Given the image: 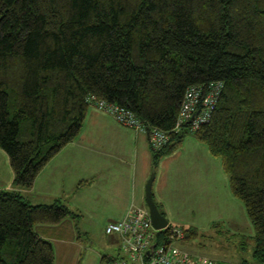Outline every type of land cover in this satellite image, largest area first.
Returning a JSON list of instances; mask_svg holds the SVG:
<instances>
[{
	"label": "trees",
	"instance_id": "1",
	"mask_svg": "<svg viewBox=\"0 0 264 264\" xmlns=\"http://www.w3.org/2000/svg\"><path fill=\"white\" fill-rule=\"evenodd\" d=\"M213 83L224 90L211 123L175 133L187 91ZM92 97L168 134L153 171L188 136L206 145L264 264V0H0V149L14 174L0 192V264H55L36 227L77 217L21 191L81 136ZM185 233L184 244L199 237Z\"/></svg>",
	"mask_w": 264,
	"mask_h": 264
},
{
	"label": "rangeland",
	"instance_id": "2",
	"mask_svg": "<svg viewBox=\"0 0 264 264\" xmlns=\"http://www.w3.org/2000/svg\"><path fill=\"white\" fill-rule=\"evenodd\" d=\"M91 113L100 112H97L93 107H90L87 119ZM107 117L112 120L111 117ZM85 127L86 125H84V128ZM90 134L91 128H88L83 145H87V140L90 137ZM186 139L192 138L187 137ZM193 147L194 146L190 144L186 151L177 157L170 156L163 158L160 163H158L157 170H155L156 178L153 185L154 199L162 206L169 225L173 228L187 229L189 225L193 224V220L196 219V217L201 222L202 226L206 228L210 225V221L217 216L239 215L236 207L231 205L229 200L227 201V199H225V195L227 197L228 193L230 194L231 188L229 178L225 171L223 172L224 169L221 170L218 175L219 181H217V183L214 182L212 179H216V177L214 176L213 171L217 165L213 163V168H211L212 164L203 157V152L202 155L201 153L194 154L196 160L189 161L187 155L193 152ZM146 151H148L147 148ZM149 161L150 156L148 158V164L145 165L143 158H141L135 168L137 174L143 175V173H145V192L146 185L153 174ZM194 166L197 168H194ZM53 172L54 170L49 175L47 174L41 182L39 187L41 188V191L50 189L51 184L56 182V179L51 180V177L54 174ZM128 173L129 170L127 167H119L117 175L120 176V179L122 178L126 182V175ZM87 174V172L83 173V170L82 173H80L79 170L78 173H68V175L71 176L68 177V183L70 185L72 184V181L70 182L71 178H76L75 182L77 183L79 180L78 178L81 175L86 176ZM224 177L227 179V190L224 188ZM199 180L201 182L196 183V181ZM13 181L14 174L10 166L9 158L0 150V192L11 190ZM205 185L208 186L207 190V187H204ZM7 188L8 190H6ZM102 191L103 188L95 184L91 190H89V195L94 196ZM72 196L73 194L65 192L62 197V203L66 206L70 204ZM205 198H207L208 201ZM159 199H162L164 203H160ZM210 199L215 203H212ZM27 200L34 206L48 203L50 205V203L54 204L53 202L55 201L54 198L48 199L47 197L39 196L36 193L27 195ZM75 201L77 200L75 199ZM82 206L90 208L92 205L86 206L83 204ZM67 207L73 211L72 208L69 206ZM106 207V201L102 200L100 206L90 208V214H75L77 219L74 220L72 218L73 220L71 221L75 224L76 233L80 237L79 248L78 243L72 241V239H70L71 237H69L67 244L56 243L54 245L55 264H71L78 255V249L79 254L82 256L80 264H102L97 262L99 256L116 258L119 255L118 248L112 246V243H110V240H116V237H108L105 233L106 225L109 222L108 217L110 216ZM196 209L198 210L194 211ZM220 226L222 227V231H218L219 233L201 234L198 239L189 244H184L182 247L193 255L218 260L222 262V264H256L253 258L255 248L254 239L248 234L241 236L230 235L226 231L224 224H221ZM242 230L245 232V229ZM65 254H67V258L64 257Z\"/></svg>",
	"mask_w": 264,
	"mask_h": 264
},
{
	"label": "crops",
	"instance_id": "3",
	"mask_svg": "<svg viewBox=\"0 0 264 264\" xmlns=\"http://www.w3.org/2000/svg\"><path fill=\"white\" fill-rule=\"evenodd\" d=\"M85 125L86 127L84 128L79 139L63 150V152H61V154H59L43 170V172L37 178L35 186L28 191H21L24 198L27 199V195L36 193L39 196L47 197L48 199L54 198L55 201L53 203L55 204L56 202L62 203V197L65 192L71 193L73 194L72 200H70V204L67 206L72 208L75 214L79 215L90 214V208L100 206V203L102 200H104L107 204L106 210L108 213H110V216L108 217V223L120 220L133 207H139L148 210L145 201V173H143V175H139L135 171L137 163L141 158H143L145 165L148 164L147 162L149 156V162L153 168V154L148 136L143 133L122 129L113 120L100 113H91ZM88 128H91V134L87 140V145H83ZM188 137H191L192 139H185L180 150L166 157H177L183 154L190 144H192L194 146L192 148L193 152L187 155L189 161L196 160L194 154L196 155V153H201L202 155L203 152V157L211 162V168H213V163L217 165L213 171L216 179H212L217 183V181H219L218 175L220 171L223 170L221 160L214 158L206 145L199 143L192 136ZM146 148L149 151V155L148 151H146ZM1 152L3 151L1 150ZM119 167H127L129 170V173L126 175V182L124 179H120V176L117 175ZM194 168L197 167L194 166ZM53 170L54 174L52 175L51 180L56 179V182L51 184L50 189L41 191V188H39L41 182L47 176V174L49 175ZM78 170L80 173H82L83 170V173L87 172L88 174L86 176L81 175L78 178L79 180L77 183L75 182L76 178H71L70 182L72 181L73 185H70L68 183V177L71 176H69L68 173H78ZM223 181L225 183L224 188L227 190L226 177L223 178ZM197 182L201 181L199 180L196 181V183ZM95 184L99 187H102L103 191L95 194L94 196L89 195V190H91ZM12 187L13 183L11 185V190ZM204 187H207L206 190L208 189L207 185ZM6 190H8V188ZM75 199L77 201H75ZM205 199L208 201L207 198ZM225 199H227V201L229 200L230 204L236 207L239 215L217 216L211 220L212 222L210 221V225L206 228L202 226L201 222L196 217V219L193 220V224L189 225L187 229H195L200 236L201 234L219 233L218 231H222V227L220 225L224 224L226 231L230 235L241 236L248 234L254 239V227L248 217L243 203L237 200L231 192L230 194L228 193L227 197L225 195ZM159 202L162 204L164 203L162 199H159ZM212 203L215 202L212 201ZM54 204L50 203V205ZM83 204L86 206H92L87 208L82 206ZM42 205H49V203ZM197 210L198 209L194 211ZM71 220L73 219L69 218L59 226H37L36 232L41 236V238L53 244V246L56 243L67 244L69 237H71L70 239H72V241L78 243L79 248L80 237L77 235L76 226ZM242 229H245V232ZM110 243H112V246H116L119 250L117 239L110 240ZM182 245H184V243ZM64 257L67 258V254H65ZM81 257L82 256L79 254L78 249V255L71 264H80ZM102 258L103 257L99 256V258H97V262L102 263Z\"/></svg>",
	"mask_w": 264,
	"mask_h": 264
},
{
	"label": "built area",
	"instance_id": "4",
	"mask_svg": "<svg viewBox=\"0 0 264 264\" xmlns=\"http://www.w3.org/2000/svg\"><path fill=\"white\" fill-rule=\"evenodd\" d=\"M223 90V83L190 88L181 104L175 133L186 130L195 134L210 124ZM88 102L97 112L111 117L120 128L147 135L154 153L161 152L168 145L170 138L167 133L158 129L147 130L131 111L95 97ZM105 233L108 237H116L119 255L102 264H222L184 250V228L169 225L165 230H156L147 209L133 207L120 220L108 223Z\"/></svg>",
	"mask_w": 264,
	"mask_h": 264
},
{
	"label": "water",
	"instance_id": "5",
	"mask_svg": "<svg viewBox=\"0 0 264 264\" xmlns=\"http://www.w3.org/2000/svg\"><path fill=\"white\" fill-rule=\"evenodd\" d=\"M155 178H156L155 171H153V174L146 185L145 201H146V205L148 207L149 214H150L154 228L158 231H162L168 228L169 222H168V219L164 215L161 214L157 204L154 201L153 185L155 182Z\"/></svg>",
	"mask_w": 264,
	"mask_h": 264
}]
</instances>
